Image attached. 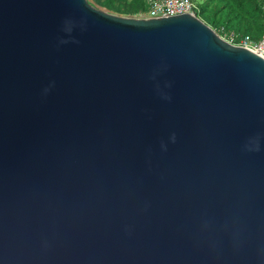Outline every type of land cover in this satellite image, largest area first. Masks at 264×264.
<instances>
[{"label": "water", "instance_id": "95a60500", "mask_svg": "<svg viewBox=\"0 0 264 264\" xmlns=\"http://www.w3.org/2000/svg\"><path fill=\"white\" fill-rule=\"evenodd\" d=\"M0 264H264V57L196 12L0 0Z\"/></svg>", "mask_w": 264, "mask_h": 264}, {"label": "trees", "instance_id": "16d2710c", "mask_svg": "<svg viewBox=\"0 0 264 264\" xmlns=\"http://www.w3.org/2000/svg\"><path fill=\"white\" fill-rule=\"evenodd\" d=\"M88 1L99 8L124 16H135L147 10L145 0ZM196 4L198 17L220 35L224 31H234L260 39L264 33V0H202Z\"/></svg>", "mask_w": 264, "mask_h": 264}, {"label": "built area", "instance_id": "2783aa9c", "mask_svg": "<svg viewBox=\"0 0 264 264\" xmlns=\"http://www.w3.org/2000/svg\"><path fill=\"white\" fill-rule=\"evenodd\" d=\"M147 10L135 15L142 18L167 17L181 13L198 12V6L194 0H145ZM224 31V29H221ZM219 34V33H218ZM220 35V34H219ZM223 39L234 45L246 47L264 57V33L260 39H253L249 35H241L231 32H223Z\"/></svg>", "mask_w": 264, "mask_h": 264}, {"label": "clouds", "instance_id": "9594fccd", "mask_svg": "<svg viewBox=\"0 0 264 264\" xmlns=\"http://www.w3.org/2000/svg\"><path fill=\"white\" fill-rule=\"evenodd\" d=\"M65 31H70V29H65ZM60 43H67V41H65V40H61L60 41ZM45 91H47V89H45ZM163 98L164 99H169V97L168 96H163ZM169 141L171 142V143H175V141H176V134L175 133H172L171 135H170V137H169ZM161 148H162V150H167V146L165 145V144H161Z\"/></svg>", "mask_w": 264, "mask_h": 264}, {"label": "rangeland", "instance_id": "374dc122", "mask_svg": "<svg viewBox=\"0 0 264 264\" xmlns=\"http://www.w3.org/2000/svg\"><path fill=\"white\" fill-rule=\"evenodd\" d=\"M195 3H200L202 0H194ZM133 17H136V16H133Z\"/></svg>", "mask_w": 264, "mask_h": 264}]
</instances>
